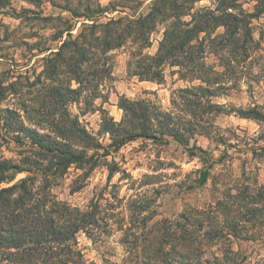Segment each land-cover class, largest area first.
<instances>
[{"label":"rangeland","instance_id":"374dc122","mask_svg":"<svg viewBox=\"0 0 264 264\" xmlns=\"http://www.w3.org/2000/svg\"><path fill=\"white\" fill-rule=\"evenodd\" d=\"M154 1L0 0V161L29 168L25 161L33 158L29 144L16 143L3 125L9 118L4 110H15L25 125L49 133L45 123L57 118L56 88L69 87L79 95L66 103L67 114L102 145L110 135L99 132L101 109L122 123L119 104L126 98L170 113L175 123L189 128V147L222 156L221 162L201 183L206 165L170 138L137 137L107 156L92 155L93 149L73 140L77 152L92 156L57 172L44 169L49 163L39 160L44 170L18 173L0 188L31 176L29 215L36 212L45 226L46 220L63 216L81 228L68 244L2 246L0 264H264V118L255 115L264 116V0L233 1L227 11L239 25L225 14L213 20L222 23H211L163 65L161 83L133 75L141 56L157 52L173 15L184 29L201 12L219 14L221 3L177 0V8L166 7L153 30L144 28L141 37L135 23ZM129 23L131 30L125 28ZM105 30L121 32L110 37L115 47L85 45ZM159 127L153 120L148 131ZM21 191L17 188L14 196Z\"/></svg>","mask_w":264,"mask_h":264},{"label":"trees","instance_id":"16d2710c","mask_svg":"<svg viewBox=\"0 0 264 264\" xmlns=\"http://www.w3.org/2000/svg\"><path fill=\"white\" fill-rule=\"evenodd\" d=\"M172 1V4H167ZM176 1L177 0H155L153 2V6L149 12L140 19V23H135L137 29L138 27L142 29L141 37L143 36L144 28L148 29L147 32L153 30L156 17L161 15L166 7L172 10L177 8L173 6ZM186 1L195 2L198 0H185V2ZM219 1L221 3V6L218 7L219 14L213 11L201 12L195 19L192 18L191 23L189 22L191 26L184 29L182 28L183 22L177 19L178 15H173L175 20L171 21L164 29L162 39L158 44L157 52L154 55H142L141 60L145 63L140 61L132 71L133 75L137 76L140 81L161 83L163 81V65L168 60L173 59L178 52L184 49L194 38L199 36L201 32L207 31L211 23L215 24L214 26H218L222 23H213V20H217L221 15L225 14L227 18H232L233 20L235 18L234 22L237 27L239 25L237 17L227 11L229 7L234 5L232 2L235 0H231L229 4L225 3V0ZM119 22H121V20ZM92 27L93 26H91V28ZM125 28L131 30L132 24H127ZM103 32L105 35L102 37L94 35V37L85 41V45L93 47L92 45L96 43L105 49L115 47L110 37L120 36L121 32L116 33L108 30ZM67 34L71 35L69 31ZM203 39L202 42L206 41V37ZM66 42H68V40L63 41L59 49L53 53H55V55H60ZM139 54H141V52ZM69 60L72 59L69 58ZM70 66L74 67L75 71L79 69V65L72 63ZM204 70L203 68V71ZM75 75L78 74L76 73ZM76 79L78 80V77H76ZM210 91V88H204V92L210 93ZM78 95V90L74 88H56L52 105L54 110L53 114H56L57 118H52L45 123L50 126L51 130L49 133H41L36 128L25 125L15 110L9 108L4 110L9 118L3 120V125L7 130H11L13 139L16 143L29 144L33 150V158L25 161V163L27 162L29 164V168L10 163L9 160H1L0 183H10L14 180L16 174L30 171L29 169L32 170L31 172H40V169L44 170L55 167L54 171L57 172L58 170L67 169L72 164L89 159L92 155L107 156L110 149L117 150L125 143L142 136L147 138L158 137L164 142L168 141L170 138L184 146L188 156L198 157L201 162L206 165L200 172L199 182L201 183L206 181L209 170L212 169L214 164L222 160V156L218 158L209 156L207 151L200 146L189 147V128H186L184 124L178 125L175 123L170 113L156 111L148 103L146 104L143 101L131 102L126 98H124L125 100H121V104H119V107L124 112L122 123L115 122L113 118L109 116L108 112L101 109L102 118L99 132L110 135V142L106 145H102L92 134L86 131L85 127L81 126L77 120L70 118L67 114L65 109L66 103L69 99H75ZM191 102H193V100L189 101L187 104L188 107H192ZM61 108H63V111ZM235 111L241 115L247 114V111L242 109H236ZM255 115L264 118V116H262L263 114L259 112H255ZM47 117L46 113H43L41 119L46 120ZM153 120L158 121L160 127L153 132H149L148 129L151 128V122ZM73 140L86 144L87 148L94 150L93 154L86 157L80 151L77 152L70 143ZM100 149H102L103 152L99 153ZM39 160H47L49 164H45L44 167L46 168L43 169ZM31 178V176H26L21 178L18 184L15 183L0 188V247L7 246V248L20 249L27 246L26 243L42 245L45 241H54L57 244H68L67 241L71 239L73 233L81 228L80 222H76L75 219L72 221L61 216L59 223L58 219L52 217L46 220L48 226H45L46 223L40 219L36 212L34 214L35 218L29 215L31 214L30 209H27L25 206L26 203H29V200H26V195L29 194L26 182ZM17 188L22 191L17 196H14ZM62 212L70 214L71 211L63 210ZM43 234H48L53 237V239L46 240L43 238ZM27 238L30 240H26ZM181 238H183L182 243L186 241L185 237L181 236ZM66 248V253H71V247L66 246ZM27 250L29 251L31 249ZM27 257L28 255L26 254L22 255L24 260H26ZM68 263L78 264L74 260H68ZM185 263L190 264V262Z\"/></svg>","mask_w":264,"mask_h":264}]
</instances>
